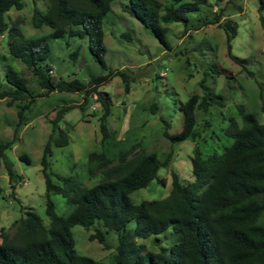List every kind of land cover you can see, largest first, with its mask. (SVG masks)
<instances>
[{
    "label": "trees",
    "instance_id": "trees-1",
    "mask_svg": "<svg viewBox=\"0 0 264 264\" xmlns=\"http://www.w3.org/2000/svg\"><path fill=\"white\" fill-rule=\"evenodd\" d=\"M116 0H49L46 13L35 8L32 24L35 28L47 26L52 35L62 38H88L89 49L95 61L107 70L104 43V19ZM211 0H129L124 10L150 29L158 42L166 49L171 48L168 40V25L183 23L188 29L191 16L208 7ZM24 0H0V34H8L9 52L14 59L22 62L33 75L39 90L30 87L29 81L13 68L6 73V86L0 85V101L10 99L20 103L19 122L13 140L0 144V167L6 170L12 188L19 182L14 164L7 156V150L18 139V128L26 125L25 114L33 103L52 93H85L84 104L96 95L103 115L100 119L101 144L103 150L94 152L88 158L90 178L102 174L103 180L93 187H85L77 176L62 177L49 172V157L53 147L69 144L68 134L60 127L65 114L74 106L56 111L51 121L52 133L44 147L41 165L46 185V215L43 219L31 209L18 222L12 235L0 232V264H101L80 255L75 247L72 228L80 225L87 230L94 228L91 241H98L105 249L107 234H117V245L112 256L113 264H264V124L243 105L237 106L241 124L229 118L224 130L231 145L224 152L203 156L199 142L205 128L197 123V111L208 112L211 107H224L225 100L207 86V77L200 82L202 96L193 95L181 105L183 126L179 133L171 134V123L162 119L164 136L172 144L191 139L194 144L193 182L183 185L176 173H172L171 190L165 199L144 201L134 204L131 194L148 187L157 180L167 186L165 179L159 178V170L168 168L174 159L169 152L163 159L158 155L140 153L129 158L130 150L121 149L116 155L111 151L120 147L113 140L107 125L111 114L110 96L99 91L101 85L120 77L125 91L129 93L132 79L126 71H110L108 76L92 79L88 85L78 79L55 81L52 69L43 65L50 54L48 36L26 38L19 22L11 26L5 21V14L11 9L22 10ZM264 0H261V10ZM264 27V17H261ZM219 24L226 34L228 56L239 62L232 54V41L238 35L237 25L231 21L221 22L216 18L210 22ZM75 51L72 57H77ZM211 71L217 75L226 71L216 65ZM250 76L253 73H249ZM264 102L263 94H260ZM153 104L151 112H157ZM21 160L31 164L27 155ZM1 192V188H0ZM51 195H61L72 208L67 216H60L51 200ZM136 222L134 230L128 224ZM172 228L180 235V241L159 252L146 250L138 240L159 236Z\"/></svg>",
    "mask_w": 264,
    "mask_h": 264
},
{
    "label": "rangeland",
    "instance_id": "rangeland-1",
    "mask_svg": "<svg viewBox=\"0 0 264 264\" xmlns=\"http://www.w3.org/2000/svg\"><path fill=\"white\" fill-rule=\"evenodd\" d=\"M167 3V0H162ZM49 0H24L22 10L11 9L5 14V21L11 26L19 22L26 38L48 36L50 54L43 65L52 69L55 81L78 79L88 85L92 79L106 77L110 71H126L132 82L130 91H125L120 77H113L104 82L99 91L107 93L112 101L111 114L106 122L113 140L120 142V147L111 151L116 155L119 150H130L129 158L140 153L157 154L163 159L173 152V160L168 168L159 170V178L167 181V186L157 180L131 194V200L138 205L144 201L161 200L168 197L172 173H176L183 185L193 182L191 159L195 144L191 139L172 144L164 136L162 119L171 123V134L179 133L183 126L181 105L195 94L202 96L200 82L207 77V86L217 95L224 97V107L213 106L208 112L197 111V123L205 128L199 142L203 156L223 153L232 140L226 137L224 130L229 118L240 124L241 117L237 106L243 105L256 115L264 124V27L261 17V0H211L208 7H203L199 14L191 16L186 30L183 23L168 25V40L171 48H164L153 32L138 19L124 10L129 0H116L111 11L104 19V43L107 49L105 61L108 69L104 70L97 63L89 49V39L71 37L62 38L52 35V29L43 26L35 28L32 17L35 8L46 13ZM221 22L231 21L237 25L238 35L232 41V54L239 62L228 56L227 38L219 24H212L216 18ZM8 34H0V85L6 86V73L11 67L25 77L30 87L40 91L32 72L9 52ZM77 57H72L75 51ZM216 65L228 73L217 75L211 71ZM249 73H253L252 76ZM85 93L55 92L37 99L25 114V124L18 128V139L7 150L9 160L14 164L21 177L15 188L11 187L9 176L0 167V232L12 235L15 223L31 209L37 213L46 225L50 220L46 215V185L42 172L41 160L48 137L52 133L51 121L56 111L64 107L75 108L65 114L60 127L68 134L69 144L65 147H53L49 157V172L66 177L77 176L85 187H93L103 180L102 174L94 178L88 175V158L91 153L101 152L100 119L103 109L95 94L84 104ZM10 99L0 101V144L14 138L19 122L20 103H8ZM153 104L158 106L152 113ZM27 155L31 164L21 160ZM56 212L67 217L72 208L61 195H51ZM136 222L128 224L134 230ZM91 230L80 225L72 228L76 250L80 255L90 257L101 264H113L112 256L117 245V234H107L109 249L98 241H91ZM180 241V235L172 228L159 236L138 240L147 251L159 252ZM1 243V239H0Z\"/></svg>",
    "mask_w": 264,
    "mask_h": 264
}]
</instances>
